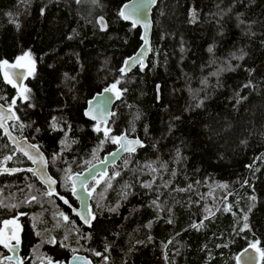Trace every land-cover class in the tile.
I'll use <instances>...</instances> for the list:
<instances>
[{
  "label": "trees",
  "instance_id": "obj_1",
  "mask_svg": "<svg viewBox=\"0 0 264 264\" xmlns=\"http://www.w3.org/2000/svg\"><path fill=\"white\" fill-rule=\"evenodd\" d=\"M125 1L0 0V102L13 106L11 131L45 153L68 199L30 171L3 174L0 189L21 203L0 207V221L20 213L24 251L42 242L54 262L82 253L93 264H236L248 244L264 251V0H159L147 66L123 74L141 43L119 15ZM25 53L34 68L17 97L1 67ZM112 82L121 94L104 129L83 111ZM122 132L144 147L90 181L101 179L86 227L60 175L102 159ZM6 155L8 166L30 165L0 131V162ZM38 216L45 225L31 222ZM57 223L84 237L76 249L61 244Z\"/></svg>",
  "mask_w": 264,
  "mask_h": 264
},
{
  "label": "water",
  "instance_id": "obj_2",
  "mask_svg": "<svg viewBox=\"0 0 264 264\" xmlns=\"http://www.w3.org/2000/svg\"><path fill=\"white\" fill-rule=\"evenodd\" d=\"M158 1L159 0H154V2L153 0H127L120 7V12L125 11L126 14H131V19L125 20L122 17L121 18L123 21L130 23L134 28L140 29L141 42L138 49L124 59L121 65V69L124 68V71L122 72L123 74H129L136 67L144 68L147 66L152 50V31L154 26L152 18L153 10L157 6ZM125 5H127L126 8ZM100 17L102 16L97 18L98 25L101 30H105L100 26ZM103 20L106 23L104 17ZM133 21H135V24ZM138 54L139 58L134 61L132 58L138 57ZM16 62L17 61L3 64L1 68L4 76L7 74V77L13 80V82L17 85L15 87L17 97H21L25 81L31 74V72L29 74L28 69H31L32 71V68L30 66H28V69L12 67V65ZM113 85H115L114 89L112 88ZM106 89L112 90L106 91ZM158 89L159 85H157V90ZM120 94L121 89L115 83H110L101 91L95 93L87 101L86 107L83 111L85 118L95 124H102L103 128L106 129L110 121L114 105L119 100ZM93 116H96L97 118L94 120L92 119ZM16 119L17 116L13 106H6L0 102L1 134L9 141L16 152L20 153L28 160L30 165L26 167H10L3 164L0 165V175L30 171L36 177L37 181L45 187L50 195L55 196L60 199L63 204H66L64 201H68V199L58 193V181L48 169V161L45 153L36 144L30 142L26 137H18L11 131L9 123L16 121ZM121 136L125 137V139L115 143L116 146L109 152L105 153L102 159L92 163L80 172L71 174L69 177L72 185L71 195L77 201V206L71 207V213L80 221L82 225L86 227H90L95 218L90 204L92 191L87 188L90 181L94 180L98 176H106L108 168L116 165L124 155L134 153L144 147V142L138 136H128L125 132H122L116 137ZM128 141H139V143L127 145L129 148H134L135 151H126L125 147L122 146L127 144ZM25 153H27V155ZM113 153H115V155H113ZM61 197H63V199H61ZM82 217L87 218L89 223H85V220L82 219ZM0 244L5 247L4 243ZM252 245H255V247ZM5 248L10 253L5 258L7 261H12L14 264H22L20 262V247L18 244H14L11 247L7 246ZM238 256L240 257L239 260H237ZM261 258L260 247L256 244H248L237 253L235 260L236 264H260ZM38 264H93V262L85 254L73 253L66 261H50L47 263L40 262Z\"/></svg>",
  "mask_w": 264,
  "mask_h": 264
},
{
  "label": "rangeland",
  "instance_id": "obj_3",
  "mask_svg": "<svg viewBox=\"0 0 264 264\" xmlns=\"http://www.w3.org/2000/svg\"><path fill=\"white\" fill-rule=\"evenodd\" d=\"M21 56H25V54H23ZM21 56H19V57H21ZM15 61H17V59ZM19 63L26 64V65L30 66L32 68V70L34 68V62H33V59L31 58L30 55L29 56H25V58L23 60L19 61ZM112 83H114V82H112ZM6 105L10 106L9 105V101L6 102ZM100 128L102 129V126ZM8 157L9 156L6 155L5 159L3 161H1L0 164L6 162V160L9 159ZM60 176H61V179L64 180L63 183L67 184L69 182V177H70L69 173L68 174L67 173H61ZM100 182H101V179H97L94 182L93 186L90 188L91 191L94 189L95 185L100 183ZM22 193L24 195V193H26V192H22ZM19 197H21V196H19V194L17 195L15 193H12V192L8 191L7 188L3 189V190L0 189V207H5V208H8V209H11V208L14 207V209H15V207H18V205H20V203H21V201H20L21 198H19ZM22 200H23V198H22ZM41 201H43L44 204H47V203H50L51 200H49V197H48L47 193H41ZM40 216L35 218V222L33 220H31V222L33 224H36V223L40 222V224L45 225L44 219L43 218L41 219ZM48 218H49V216H48ZM48 221H49V223L50 222L52 223L50 218H49ZM57 224H58V230L59 229H65V231H66V232L63 233V236L61 238V244H64V245L67 246V245H69L71 243H75L72 246H73L74 249H76V246L81 244V241H83L82 239H84V237L81 236L80 234L76 233V231L72 232V229L70 230V228H68L66 226H63L60 223H57ZM31 253H32V256H33V262H38V261L49 262V261H51V257H50V255H48L46 253L45 249L43 248V243L42 242H40L39 244L35 243L34 245H32L31 246ZM262 258L264 260V256H262ZM0 264H4V263L0 262Z\"/></svg>",
  "mask_w": 264,
  "mask_h": 264
},
{
  "label": "flooded vegetation",
  "instance_id": "obj_4",
  "mask_svg": "<svg viewBox=\"0 0 264 264\" xmlns=\"http://www.w3.org/2000/svg\"><path fill=\"white\" fill-rule=\"evenodd\" d=\"M3 164L8 166L7 162H4L0 165H3ZM21 217L22 215L20 213H17L16 215H9L8 218H4V220L0 221V240H2L3 243L7 244V246L9 247L13 246L14 244L16 245L17 239L19 240V243H18L20 247L19 256L21 259L20 262L22 264H38L40 262H44V261L33 262L32 253L24 251L23 247L25 244V240H24L25 222L23 218ZM5 221H10L11 223L5 224L4 223ZM9 254H10L9 251L0 244V262L1 263L14 264L12 261H7L5 259L6 256H8ZM44 263H47V262H44Z\"/></svg>",
  "mask_w": 264,
  "mask_h": 264
},
{
  "label": "snow or ice",
  "instance_id": "obj_5",
  "mask_svg": "<svg viewBox=\"0 0 264 264\" xmlns=\"http://www.w3.org/2000/svg\"><path fill=\"white\" fill-rule=\"evenodd\" d=\"M77 2H79V0H77ZM153 2H154V0H153ZM126 7H127V5H125V8H126ZM119 15H120L123 19H125V20H128V19H131V18H132V17H131V14H126L125 11H121V12L119 13ZM133 23L135 24V21H133ZM100 26H101L102 29H106V27H107L106 23H105L104 20H103V17H100ZM209 51L211 52L212 49L209 48ZM29 55H30L29 53H25V56H29ZM25 56L17 57V62H16L15 64H13L12 67H18V68L28 69V65L19 63V61L23 60V59L25 58ZM138 58H139V54H138V57H136V58H132V59L135 61V60L138 59ZM240 58L242 59L243 57H240ZM2 63H3V64H7L8 62H7V61H3ZM126 64H127V62H126ZM28 71H29V74H30L31 69H28ZM120 71L123 72V71H124V68H122ZM5 79L8 80V83L13 84L14 87L17 86V85L13 82V80H11V79H9V78L7 77V74H5ZM112 88L114 89V88H115V85H113ZM111 90H112V89H106V91H111ZM96 118H97L96 116H93V117H92V119H94V120H95ZM52 127L55 128V123H53ZM96 130L99 131L100 129L97 128ZM108 131H109V130H105V136H106V137L108 136ZM110 139H111V141H112L113 143H118V142H120L121 140H124L125 137H123V136H121V137H111ZM62 143H63V141H62ZM132 143H139V141H128L127 144H124V145H122V146L125 147V150H126V151H135L134 148H129V147L127 146L128 144H132ZM25 154L27 155V153H25ZM113 155H115V153H113ZM30 158H31V157H30ZM146 186H147V185H146ZM61 199H63V197H61ZM64 202H65L66 204L68 203L67 200H65ZM60 215L63 216L64 220H68V219H69V217L66 216V215H64V213H60ZM78 215H79V213H78ZM82 219L85 220V223H89V220H88L87 218L82 217ZM244 219L247 220V216H245ZM4 223H5V224H8V223H11V222H10V221H5ZM149 227H150V225H149ZM244 227L247 228L248 225L245 224ZM16 242H17V244H18V243H19V240L17 239ZM0 243H3V241L0 240ZM252 246L255 247V245H252ZM5 247H7V244H5ZM258 250H259V249H258ZM245 251H247V250H245ZM97 255H100V254L97 253ZM261 256H264V251H261ZM239 259H240V257L238 256V257H237V260H239Z\"/></svg>",
  "mask_w": 264,
  "mask_h": 264
},
{
  "label": "bare ground",
  "instance_id": "obj_6",
  "mask_svg": "<svg viewBox=\"0 0 264 264\" xmlns=\"http://www.w3.org/2000/svg\"><path fill=\"white\" fill-rule=\"evenodd\" d=\"M159 5V4H158ZM156 10V9H155ZM262 251V250H261ZM262 260H263V258H262Z\"/></svg>",
  "mask_w": 264,
  "mask_h": 264
}]
</instances>
